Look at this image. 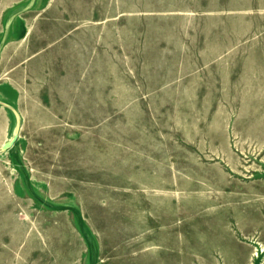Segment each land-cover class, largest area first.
<instances>
[{
  "label": "rangeland",
  "instance_id": "1",
  "mask_svg": "<svg viewBox=\"0 0 264 264\" xmlns=\"http://www.w3.org/2000/svg\"><path fill=\"white\" fill-rule=\"evenodd\" d=\"M0 264H264V0H0Z\"/></svg>",
  "mask_w": 264,
  "mask_h": 264
}]
</instances>
